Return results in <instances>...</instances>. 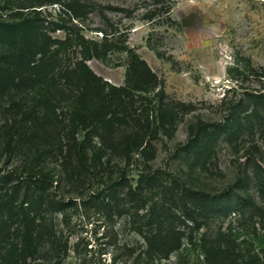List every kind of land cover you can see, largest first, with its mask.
Wrapping results in <instances>:
<instances>
[{"label":"rangeland","instance_id":"1","mask_svg":"<svg viewBox=\"0 0 264 264\" xmlns=\"http://www.w3.org/2000/svg\"><path fill=\"white\" fill-rule=\"evenodd\" d=\"M3 1L0 0V6ZM61 3L65 7L53 4L37 9L43 34L52 41L67 40L69 44L59 54L61 69L74 68L83 62L85 42L101 45L103 35L107 34L108 42L116 43L113 49L106 51L103 59L84 61L97 77L113 86H123L129 56L133 54L163 82L169 101L190 105L192 111L181 118L172 136L160 134L152 140L150 161L138 155L127 161L107 153L96 163L97 178L90 181V187L80 189L67 184L62 169L54 161L46 160V155L35 160V150L29 145L7 146L2 126L7 120L17 126L20 116L13 118L5 111L11 101L6 98L0 106V177L12 174L10 186H15L19 176L35 165L45 173L52 167L56 171L50 192L54 199L63 200L64 205L60 211L40 215L54 226L57 246L53 251L43 240L35 245V253L29 249L16 252L22 244L16 240L9 252H0V264H136L144 242L132 230L130 221L134 212L109 217L81 203L95 189L102 188L100 178L119 180L122 184L117 194L123 196L127 190L125 182L134 188L141 174L159 171L195 192L218 196L229 190L232 204L237 196H247L264 212V109L260 110L261 120L252 119L237 140L222 137L209 145L210 156L205 164L201 165L205 157L199 161L176 154L187 141L189 126L198 122L223 123L236 112L244 117L243 113L252 109L246 95L264 93V77H259L264 76V0H62ZM72 6L83 12L72 11ZM55 46L56 43L51 50ZM33 95L14 93L11 98L19 100L21 110L27 113L36 104ZM239 102L244 106L238 108ZM22 193L23 190L19 196ZM241 220L236 212L225 219L211 217L194 235L197 239L203 233L214 237L228 226L236 232L242 230ZM253 220L257 232L264 234L257 217ZM187 224L193 228L192 223ZM9 226L10 231L15 229V224ZM125 245L134 251L131 257H125ZM200 261L202 257L197 252L182 251L161 264H201Z\"/></svg>","mask_w":264,"mask_h":264},{"label":"trees","instance_id":"2","mask_svg":"<svg viewBox=\"0 0 264 264\" xmlns=\"http://www.w3.org/2000/svg\"><path fill=\"white\" fill-rule=\"evenodd\" d=\"M61 2L4 0L0 6V106L10 98L5 111L13 118L20 116L17 126L7 120L2 129L7 146L29 145L35 150V160L46 155V160L54 161L62 169L67 184L81 189L90 187V181L97 178L99 171L95 167L102 155L111 153L127 161L138 155L150 161L152 140L160 134L172 136L178 122L192 108L169 101L163 82L130 51L123 86H113L97 77L84 61L103 59L106 51L113 49L116 43H109L107 34L103 35L101 45L85 42L83 62L74 68L61 69L59 54L69 44L67 40L58 42L46 37L37 20L40 15L37 9ZM71 10L83 12L73 6ZM55 43L57 46L51 50ZM14 93H34L33 109L23 112L19 100L11 98ZM246 96L252 106L248 114L243 113L242 117L236 112L223 123L198 122L189 126L187 141L176 150L177 156L199 161L205 157L201 165L205 164L210 156L209 145L222 137L237 140L252 119L261 120L264 93ZM243 106V102L237 104L238 108ZM34 167L19 176L15 186H10L12 174L0 177V252H9L16 240L22 241L16 252L29 249L35 253V245L43 240L50 251L57 246L54 226L40 216L60 211L64 205L63 200L54 199L50 192L56 169L51 167L45 173ZM158 172L141 174L134 188L125 182L127 190L123 196L117 194L122 184L119 180L100 178L102 188L81 201L86 208L109 217L134 212L130 224L144 242L136 264H161L182 251L197 252L202 257L201 264H264V234L257 232L253 220L257 217L264 231V212L250 198L237 196L232 204L229 190L218 196L195 192L172 176ZM140 211L144 213L139 214ZM234 212L242 219V230L235 232L228 226L214 237L205 233L199 239L195 237L194 232L211 217L225 219ZM14 224L15 229L10 231L9 225ZM123 250L125 257L134 252L126 245Z\"/></svg>","mask_w":264,"mask_h":264}]
</instances>
